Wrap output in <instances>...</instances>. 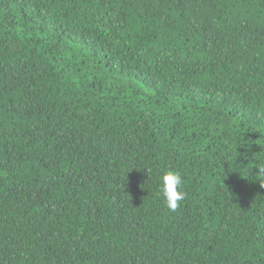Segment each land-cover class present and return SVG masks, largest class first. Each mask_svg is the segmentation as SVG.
I'll return each instance as SVG.
<instances>
[{"label":"trees","instance_id":"1","mask_svg":"<svg viewBox=\"0 0 264 264\" xmlns=\"http://www.w3.org/2000/svg\"><path fill=\"white\" fill-rule=\"evenodd\" d=\"M261 161L264 0H0V264H264Z\"/></svg>","mask_w":264,"mask_h":264},{"label":"clouds","instance_id":"2","mask_svg":"<svg viewBox=\"0 0 264 264\" xmlns=\"http://www.w3.org/2000/svg\"><path fill=\"white\" fill-rule=\"evenodd\" d=\"M256 169L264 177V161L259 162ZM157 177L159 186L157 195L164 200L165 206L170 212H175L187 195L183 190L184 181L182 174L174 169H165L162 172H158ZM260 183L264 185V182L260 181Z\"/></svg>","mask_w":264,"mask_h":264}]
</instances>
